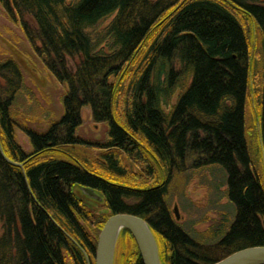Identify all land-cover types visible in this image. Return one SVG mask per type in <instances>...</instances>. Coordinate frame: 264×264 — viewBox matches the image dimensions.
Listing matches in <instances>:
<instances>
[{"label": "trees", "instance_id": "16d2710c", "mask_svg": "<svg viewBox=\"0 0 264 264\" xmlns=\"http://www.w3.org/2000/svg\"><path fill=\"white\" fill-rule=\"evenodd\" d=\"M0 7L67 87L63 117L37 133L16 116L27 94L18 65L0 62V146L22 165L0 154V264H94L98 235L115 214L149 224L161 264H213L264 246V182L246 133L250 70L264 71V0H0ZM84 108L109 125L106 142L76 136ZM260 139L264 149V118ZM89 147L102 153L85 168L71 156ZM199 178L217 209H227L215 231L197 233L200 222L178 223L171 213ZM75 186L103 195L102 206L89 204L96 213ZM116 253L119 264H142L127 230L114 262Z\"/></svg>", "mask_w": 264, "mask_h": 264}, {"label": "rangeland", "instance_id": "374dc122", "mask_svg": "<svg viewBox=\"0 0 264 264\" xmlns=\"http://www.w3.org/2000/svg\"><path fill=\"white\" fill-rule=\"evenodd\" d=\"M27 20L31 25L34 24L31 19ZM255 34V30L252 29L250 37L252 43H255ZM5 60H12L18 65L27 91L25 98L19 100L21 107L16 110L17 119L27 129L40 134L47 132L51 124L59 122L64 115L63 97L67 87L59 83L46 69L26 38L21 25L8 21L0 7V62ZM68 67L72 72L74 71L73 61H68ZM81 118L82 124L76 129L78 138L96 145L108 140L109 125L94 123L89 108L82 110ZM262 118H264V71L258 66H252L246 104V133L253 163L264 182V149L260 139ZM15 135L16 141L22 149L25 152H30L31 147L25 132L16 129ZM101 153V150L94 147L76 148L75 154L71 157L79 164L84 160L83 166L86 168V161L93 163ZM123 165L125 167L128 164L125 162ZM94 173L102 175L99 172L94 171ZM107 178L110 179V177ZM200 182L199 178L189 184L181 199H176L172 204L171 213L175 218L174 207L177 206L179 220L176 222L183 224L200 222L194 226L197 233H204L210 229L215 231L224 222L223 217L227 209H217L214 205L215 196H211L210 191ZM89 204L92 203L86 202V206L89 207ZM226 204L227 200L221 199L218 205L225 206ZM91 207L89 208L96 213L97 209ZM116 254L114 264H119V255Z\"/></svg>", "mask_w": 264, "mask_h": 264}, {"label": "water", "instance_id": "95a60500", "mask_svg": "<svg viewBox=\"0 0 264 264\" xmlns=\"http://www.w3.org/2000/svg\"><path fill=\"white\" fill-rule=\"evenodd\" d=\"M0 154L7 163L22 168V165L12 162L5 156L1 146ZM74 192L84 203L93 202L100 206L104 204L103 195L94 189L75 186ZM174 215L176 220H179L177 206L174 207ZM123 230L131 234L142 264H161L157 241L149 224L142 218L130 214H115L107 219L98 235L94 264H114L117 242ZM213 264H264V246L237 251Z\"/></svg>", "mask_w": 264, "mask_h": 264}]
</instances>
